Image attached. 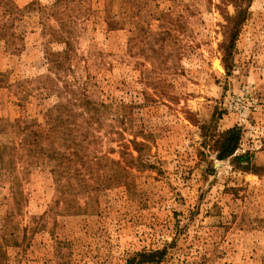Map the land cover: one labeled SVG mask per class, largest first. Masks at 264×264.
<instances>
[{"label":"rangeland","instance_id":"1","mask_svg":"<svg viewBox=\"0 0 264 264\" xmlns=\"http://www.w3.org/2000/svg\"><path fill=\"white\" fill-rule=\"evenodd\" d=\"M53 1L13 0L22 40L14 53L0 41V117L45 126L65 102L42 62V23L56 20L73 36L70 82L126 112L88 128L75 193L59 194L44 164L17 165L20 195L0 178V264H125L162 247L158 264H264V0H64L47 12ZM231 126L248 170L216 158Z\"/></svg>","mask_w":264,"mask_h":264},{"label":"trees","instance_id":"2","mask_svg":"<svg viewBox=\"0 0 264 264\" xmlns=\"http://www.w3.org/2000/svg\"><path fill=\"white\" fill-rule=\"evenodd\" d=\"M60 1L64 0H54L47 12H55L56 2ZM111 6H107L105 15L108 29L116 28L118 22ZM22 14V9L18 8L13 0H0V41L11 53L20 49L17 42L22 40V34L16 31V22L21 21ZM64 24L61 20H56L55 25L45 21L42 23L45 30L43 34L46 35L42 46V62L53 76L51 78L48 75L50 83L54 81L49 87L57 88V82H61L57 91L63 93L65 102L48 108L45 126H41L34 119H27V116L13 119L0 117V178L9 184V191L13 196L21 194L19 177L16 174V167L20 162L47 166L59 194L78 191V188H74L73 179L77 177L78 161L88 157L86 150L91 141L88 128L94 124L98 127L104 126V117L110 113L122 116L126 112V104L123 102L97 100L87 92L81 82H70L67 70L72 68L76 52L73 36L63 32H68ZM235 33L236 30L230 38L234 37ZM230 42L231 39L225 50L230 47ZM53 43L59 44L60 48L53 49ZM222 60L224 67L228 68L229 63L226 64L225 55ZM2 87H10V84L6 73L0 72V88ZM240 139L241 130L237 126L219 132L215 140L216 158L231 157L237 167L248 170L250 154L247 151L236 152ZM166 252V247L136 251L125 259V264H158L165 258Z\"/></svg>","mask_w":264,"mask_h":264}]
</instances>
